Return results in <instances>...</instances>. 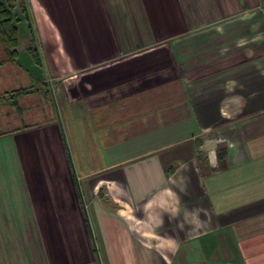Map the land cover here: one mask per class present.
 I'll use <instances>...</instances> for the list:
<instances>
[{
    "label": "crops",
    "instance_id": "crops-1",
    "mask_svg": "<svg viewBox=\"0 0 264 264\" xmlns=\"http://www.w3.org/2000/svg\"><path fill=\"white\" fill-rule=\"evenodd\" d=\"M24 1L0 264H264V0Z\"/></svg>",
    "mask_w": 264,
    "mask_h": 264
},
{
    "label": "trees",
    "instance_id": "trees-1",
    "mask_svg": "<svg viewBox=\"0 0 264 264\" xmlns=\"http://www.w3.org/2000/svg\"><path fill=\"white\" fill-rule=\"evenodd\" d=\"M17 2L19 5H17ZM14 11L20 14V19L14 17ZM21 24L26 26L27 35L29 40L27 43V50L36 64H39L38 54L35 47L31 43L32 31L27 14L26 4L24 0H0V48L2 49L5 57L11 62L15 63L14 58L17 53V46L20 39V27ZM22 25V26H23ZM24 30V31H25ZM28 88L18 87L15 89H9L0 93V104L8 108H13L19 113L22 111L18 105L20 98L27 94ZM11 127L13 129H11ZM26 124H5L3 129H0V136L27 128ZM2 128V127H0Z\"/></svg>",
    "mask_w": 264,
    "mask_h": 264
},
{
    "label": "rangeland",
    "instance_id": "rangeland-1",
    "mask_svg": "<svg viewBox=\"0 0 264 264\" xmlns=\"http://www.w3.org/2000/svg\"><path fill=\"white\" fill-rule=\"evenodd\" d=\"M1 1H4V0H1ZM17 5H19L18 2H17ZM14 17H15V18H17V17L19 18V17H20V14H19L18 12L16 13V12L14 11ZM19 19H20V18H19Z\"/></svg>",
    "mask_w": 264,
    "mask_h": 264
}]
</instances>
